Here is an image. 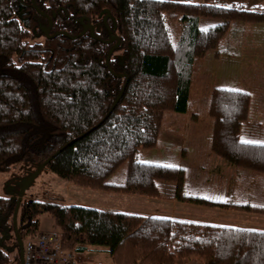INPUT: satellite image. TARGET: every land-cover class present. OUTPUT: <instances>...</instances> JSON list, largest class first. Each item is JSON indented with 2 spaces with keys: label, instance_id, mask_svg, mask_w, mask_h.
Segmentation results:
<instances>
[{
  "label": "trees",
  "instance_id": "16d2710c",
  "mask_svg": "<svg viewBox=\"0 0 264 264\" xmlns=\"http://www.w3.org/2000/svg\"><path fill=\"white\" fill-rule=\"evenodd\" d=\"M201 19L216 24L202 28ZM248 24L264 29V4L0 0V171L50 159L44 168L93 189L159 197L160 182H175L180 201L264 213V197L225 203L185 193L183 167L137 159L158 145L167 112L187 113L196 61L211 49L238 60ZM88 25L93 35L82 34ZM250 105L247 90L212 89L211 150L239 172L262 174L264 143L241 136ZM123 165L125 180L111 181ZM16 205L0 196V264H21ZM43 213L60 227L73 264H109L98 248L114 264H264L262 229L51 200L21 203L23 242L42 231Z\"/></svg>",
  "mask_w": 264,
  "mask_h": 264
},
{
  "label": "rangeland",
  "instance_id": "374dc122",
  "mask_svg": "<svg viewBox=\"0 0 264 264\" xmlns=\"http://www.w3.org/2000/svg\"><path fill=\"white\" fill-rule=\"evenodd\" d=\"M238 1H244L250 8L264 4V0H219V4L229 6ZM213 24H216L215 20L200 21L202 28ZM246 30L238 60L217 56L216 49H211L204 58L196 61L187 113L167 112L158 145L152 149H141L138 153L137 159L142 162L183 167L185 193L205 197L206 182L209 181L215 185V191L228 188L235 202L257 201L264 197V173L239 172L229 161L211 150L214 119L209 114V104L211 91L217 86L250 92L249 121L244 123L241 136L246 141L264 143V29L262 24H248ZM126 170V165H123L118 175L110 180L124 181ZM34 172V167L26 164H16L9 170L0 171V196L18 199L24 183ZM160 188L162 196L159 197L93 189L64 180L46 167L29 184L22 202L51 200L84 207L115 208L118 211L166 213L194 221L264 230L262 212L180 201L175 196V182H160ZM40 229L60 233V227L49 213L40 216ZM93 253L96 258L114 264L101 248L94 249Z\"/></svg>",
  "mask_w": 264,
  "mask_h": 264
},
{
  "label": "built area",
  "instance_id": "2783aa9c",
  "mask_svg": "<svg viewBox=\"0 0 264 264\" xmlns=\"http://www.w3.org/2000/svg\"><path fill=\"white\" fill-rule=\"evenodd\" d=\"M75 254L64 248L60 233L39 232L24 241L21 264H73Z\"/></svg>",
  "mask_w": 264,
  "mask_h": 264
},
{
  "label": "water",
  "instance_id": "95a60500",
  "mask_svg": "<svg viewBox=\"0 0 264 264\" xmlns=\"http://www.w3.org/2000/svg\"><path fill=\"white\" fill-rule=\"evenodd\" d=\"M52 27V24H50V27L48 28V30L46 31V34L48 36L49 33H50V29ZM91 30V34L93 35L94 34V26L93 25H88L84 31L82 32V34L86 33L88 30ZM58 33L54 34L52 37H54L55 35H57ZM117 37H114L111 39V41L115 40ZM119 45V43L117 44V46ZM115 46V47H117ZM112 53V49L110 50L109 52V57H108V60L110 58V55ZM122 76V75H121ZM125 86V84H124ZM124 86H123V89H124ZM120 96L121 94L119 95V97L116 99L113 107L116 105V103L118 102V100L120 99ZM49 160H47L46 162H44L43 164H41L36 170L35 172L32 174V176L26 180V182L24 183L20 193H19V196H18V199H17V205H16V209H15V212H14V226H15V233H16V237H17V240H18V244H19V247H20V251H21V262L23 261V249H24V242L23 240L20 238V235H19V232H18V226H17V215H18V211H19V208L21 206V203H22V200H23V195H24V192L26 191L27 187L29 186V184L38 176V174L40 173V171L46 166V164L48 163Z\"/></svg>",
  "mask_w": 264,
  "mask_h": 264
},
{
  "label": "crops",
  "instance_id": "0c3cea01",
  "mask_svg": "<svg viewBox=\"0 0 264 264\" xmlns=\"http://www.w3.org/2000/svg\"><path fill=\"white\" fill-rule=\"evenodd\" d=\"M214 186L215 185H213L209 181L206 182V188H205V192H204V196L206 198H208L210 200H215V201H222V202H225V203L234 202L235 197H234V195L231 194V191H228V188L222 189L220 191H215L214 190ZM112 210H115V208H113ZM130 212H133V211H130ZM157 212H159V211H157ZM139 213H145V212L141 211ZM145 214H150V215L162 214V215H166V213H155V212H153V213L146 212Z\"/></svg>",
  "mask_w": 264,
  "mask_h": 264
},
{
  "label": "bare ground",
  "instance_id": "6f19581e",
  "mask_svg": "<svg viewBox=\"0 0 264 264\" xmlns=\"http://www.w3.org/2000/svg\"><path fill=\"white\" fill-rule=\"evenodd\" d=\"M16 220H17V219H16ZM41 232H44V233H45V232H48V233H55V232H49V231H44V230H42Z\"/></svg>",
  "mask_w": 264,
  "mask_h": 264
}]
</instances>
